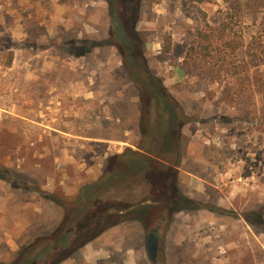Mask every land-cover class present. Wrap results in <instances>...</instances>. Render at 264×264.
I'll use <instances>...</instances> for the list:
<instances>
[{
    "label": "rangeland",
    "instance_id": "1",
    "mask_svg": "<svg viewBox=\"0 0 264 264\" xmlns=\"http://www.w3.org/2000/svg\"><path fill=\"white\" fill-rule=\"evenodd\" d=\"M140 8L150 67L196 119L183 128L181 188L217 209L193 207L164 222L155 263L147 252L153 228L127 220L87 244L91 262L85 246L61 264H264V98L254 94V68L240 78L226 72L256 56L264 80V0H142ZM109 18L106 0H0V260L13 259L30 233L46 232L59 217L39 191L3 178L70 196L112 156L138 149L141 106L137 95L128 99L121 55L83 43L104 39ZM227 23L243 40L239 55L219 61L218 81L186 74L196 34ZM224 89L240 99L221 100Z\"/></svg>",
    "mask_w": 264,
    "mask_h": 264
},
{
    "label": "trees",
    "instance_id": "2",
    "mask_svg": "<svg viewBox=\"0 0 264 264\" xmlns=\"http://www.w3.org/2000/svg\"><path fill=\"white\" fill-rule=\"evenodd\" d=\"M106 1L110 17L107 36L83 43L100 48L116 47L121 55L129 89L133 91L128 99L137 95L141 106L135 125L140 136L138 149L129 148L112 156L97 179L84 183L70 196L14 177L3 178L12 188L39 191L45 200L55 205L59 217L46 232L30 233L14 258L0 260V264H61L71 257H79L88 243L127 220L144 222L156 230L164 222H170L179 211L202 206L217 209L210 203L196 202L181 188L178 171L186 149L183 128L196 119L185 111L149 65L147 35L138 28L142 0ZM242 42L237 33L231 32L229 23L208 25L190 42L182 69L200 80L210 76L218 81L221 77L219 61L226 55H239ZM78 46L75 43V50H80ZM163 49L171 51V35L165 37ZM13 57L14 52L8 51L4 63L10 66ZM261 66L260 59L254 56L250 63L232 66L226 72L240 78L243 72L249 76V70L254 68V94L261 93L264 98V80L258 74ZM224 90L221 100L236 103L240 99L239 93ZM158 187L162 192L160 200L150 195Z\"/></svg>",
    "mask_w": 264,
    "mask_h": 264
},
{
    "label": "water",
    "instance_id": "3",
    "mask_svg": "<svg viewBox=\"0 0 264 264\" xmlns=\"http://www.w3.org/2000/svg\"><path fill=\"white\" fill-rule=\"evenodd\" d=\"M159 251V237L156 231H151L147 238V252L152 262L157 261Z\"/></svg>",
    "mask_w": 264,
    "mask_h": 264
},
{
    "label": "crops",
    "instance_id": "4",
    "mask_svg": "<svg viewBox=\"0 0 264 264\" xmlns=\"http://www.w3.org/2000/svg\"><path fill=\"white\" fill-rule=\"evenodd\" d=\"M86 254H85V257H86V259H85V261L86 262H91L92 261V259H89L90 257L91 258H96L93 254V252L89 249V245H86ZM95 251H97V250H95ZM94 256V257H93ZM65 262V261H64Z\"/></svg>",
    "mask_w": 264,
    "mask_h": 264
},
{
    "label": "flooded vegetation",
    "instance_id": "5",
    "mask_svg": "<svg viewBox=\"0 0 264 264\" xmlns=\"http://www.w3.org/2000/svg\"><path fill=\"white\" fill-rule=\"evenodd\" d=\"M153 231H156V230H153Z\"/></svg>",
    "mask_w": 264,
    "mask_h": 264
}]
</instances>
